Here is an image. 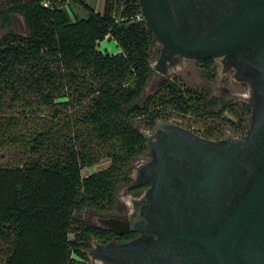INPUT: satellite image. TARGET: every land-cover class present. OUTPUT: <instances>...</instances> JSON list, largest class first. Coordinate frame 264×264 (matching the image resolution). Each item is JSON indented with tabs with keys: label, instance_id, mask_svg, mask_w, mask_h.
<instances>
[{
	"label": "trees",
	"instance_id": "obj_1",
	"mask_svg": "<svg viewBox=\"0 0 264 264\" xmlns=\"http://www.w3.org/2000/svg\"><path fill=\"white\" fill-rule=\"evenodd\" d=\"M75 1L85 17L69 11ZM140 9L139 0H106L104 11L84 0H0V141L29 152L0 167V264H87L106 233L83 213L111 211L132 182L148 150L139 127L168 117L165 104L190 108L191 93L171 79L145 93L153 33ZM112 39L118 53L99 48ZM103 158L107 167L84 176Z\"/></svg>",
	"mask_w": 264,
	"mask_h": 264
},
{
	"label": "flooded vegetation",
	"instance_id": "obj_2",
	"mask_svg": "<svg viewBox=\"0 0 264 264\" xmlns=\"http://www.w3.org/2000/svg\"><path fill=\"white\" fill-rule=\"evenodd\" d=\"M165 1L182 37L204 38L219 53L185 57L151 30L155 88L171 79L190 92L193 117L180 109L142 130L148 150L122 187L128 201L118 193L111 211L92 210L100 224L87 221L106 233L92 239L88 257L98 259L92 264H264V0ZM186 60L199 64L205 89L169 78V67Z\"/></svg>",
	"mask_w": 264,
	"mask_h": 264
},
{
	"label": "rangeland",
	"instance_id": "obj_3",
	"mask_svg": "<svg viewBox=\"0 0 264 264\" xmlns=\"http://www.w3.org/2000/svg\"><path fill=\"white\" fill-rule=\"evenodd\" d=\"M84 1L92 5L94 8H96L97 11H104L106 0H84ZM70 5H72V7H69V11L71 13L73 10H75L82 17H85L87 15V9L81 4V2L79 1L71 2ZM13 24H14V30L18 34L20 35L27 34V27H26L24 19L21 16L14 15ZM5 33H6L5 30L0 32V40ZM156 46L157 44L155 43L153 45V50L156 48ZM99 48L101 50L110 51L111 53H118V51L120 50L117 42L114 39L110 41L105 40L104 42L101 43V45H99ZM158 55H159L158 53L157 54L155 53L152 56V65L154 66V68H156L157 58L159 57ZM169 70H170L168 74L169 78L177 74L176 76L184 81V83L187 85V88L197 87L202 90L205 89L204 87L200 85L202 84V82L204 84L203 74L200 72L202 70L200 69L199 64H197L196 62L186 60L184 62V66L179 64L178 66L169 67ZM199 85L201 87H199ZM155 87H156V73H154L152 77L149 79L145 93L146 94L153 93L155 90H157ZM163 107L165 108L166 114L168 115V117L164 119H171L174 116V114H177V111L181 109L172 104H165L163 105ZM181 112H183V114H180L181 116L193 117V116H190L192 114V111L181 110ZM139 128H141V130L145 129L143 126H140ZM28 155H29V152H27L24 147L18 145L17 143L6 142V144H3L0 141V167L10 165L17 161L23 160L27 158ZM108 165H109V159L103 158L100 162H98L94 166L86 167L83 170V174L84 176H87L95 171H98L100 169L107 167ZM119 194H120L121 200L123 202L125 201L124 204H126V202L128 201V197L126 194H124L123 188L120 189ZM83 217L86 221L90 220L93 224L98 225L100 224L99 218L103 216L98 215L92 210H85L83 213ZM93 261H98V259H96L95 256L90 251L87 264H92Z\"/></svg>",
	"mask_w": 264,
	"mask_h": 264
},
{
	"label": "water",
	"instance_id": "obj_4",
	"mask_svg": "<svg viewBox=\"0 0 264 264\" xmlns=\"http://www.w3.org/2000/svg\"><path fill=\"white\" fill-rule=\"evenodd\" d=\"M146 24L163 45L188 58L204 59L218 55L216 46H209L204 38L187 40L176 29L173 19L169 17V11L165 0H141ZM208 47H212L211 49ZM111 218L102 219V223L111 227Z\"/></svg>",
	"mask_w": 264,
	"mask_h": 264
},
{
	"label": "built area",
	"instance_id": "obj_5",
	"mask_svg": "<svg viewBox=\"0 0 264 264\" xmlns=\"http://www.w3.org/2000/svg\"><path fill=\"white\" fill-rule=\"evenodd\" d=\"M136 19H137L138 21H145V22H146V17H145V15H144V13H143L142 8H141L140 11L137 13V15H136Z\"/></svg>",
	"mask_w": 264,
	"mask_h": 264
},
{
	"label": "crops",
	"instance_id": "obj_6",
	"mask_svg": "<svg viewBox=\"0 0 264 264\" xmlns=\"http://www.w3.org/2000/svg\"><path fill=\"white\" fill-rule=\"evenodd\" d=\"M90 5V4H89ZM92 8H94L92 5H90ZM95 10H97L96 8H94Z\"/></svg>",
	"mask_w": 264,
	"mask_h": 264
}]
</instances>
